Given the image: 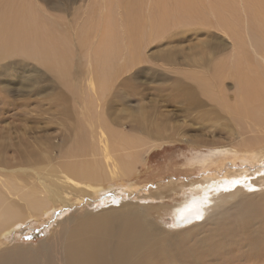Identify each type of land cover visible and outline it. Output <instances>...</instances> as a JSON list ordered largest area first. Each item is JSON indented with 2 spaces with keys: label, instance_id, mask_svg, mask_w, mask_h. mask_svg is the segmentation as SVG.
<instances>
[{
  "label": "rangeland",
  "instance_id": "1",
  "mask_svg": "<svg viewBox=\"0 0 264 264\" xmlns=\"http://www.w3.org/2000/svg\"><path fill=\"white\" fill-rule=\"evenodd\" d=\"M186 1L23 0L24 8L39 7V16L48 21L47 34L66 44L69 68L61 77L20 53L0 59V190L5 191L9 180L15 182L12 171L27 187L39 188V177L50 169H55L50 177L60 181L64 163L93 159L90 153L72 156L69 149L79 141L104 144L107 128L136 140L133 152L139 161L125 176L92 184L96 195L92 190L82 193L85 182L74 190L61 189L66 199L53 204L51 217L13 226L14 234L3 244L37 245L57 220L122 200L136 204L140 220L159 227L173 251H184L204 236L177 233L200 221L179 223L174 206L192 183L203 185L204 176L221 178L229 167L230 173L241 169L239 159V166H231V156L216 150L241 147L245 140L264 142V114L256 106L248 108L238 90V77L254 74L264 94V23L236 0H227L229 7L217 13L211 9L214 0ZM257 1L263 9L264 0ZM3 5L1 19L23 18L20 12L3 11ZM163 9L165 22L159 26ZM104 19H109L106 25ZM106 38L118 39L113 45H119V52L104 64V55L95 50L101 40L108 44ZM31 41L39 45V38ZM98 156L99 150L96 160ZM206 158L208 167H202L198 161ZM26 229L37 236L24 238ZM160 242L156 234L149 237L150 261L158 259ZM249 264L256 263L251 259Z\"/></svg>",
  "mask_w": 264,
  "mask_h": 264
},
{
  "label": "bare ground",
  "instance_id": "2",
  "mask_svg": "<svg viewBox=\"0 0 264 264\" xmlns=\"http://www.w3.org/2000/svg\"><path fill=\"white\" fill-rule=\"evenodd\" d=\"M22 3L23 0L0 2L4 4L3 11L11 12V15L20 12V17H23L0 18V55L2 54L0 59L20 53L35 58L55 70L61 77H65L69 68L64 49L66 44H60L56 37L47 34L48 21L39 16L38 24L34 17L35 9L24 8ZM158 4L161 5V1H158ZM187 4L190 6L189 3ZM210 4L213 5L211 9L214 13L229 7L227 0H214ZM235 4H238L243 11L252 9L251 14L258 16L264 23V8L260 9L257 0H236ZM182 7L184 8V4ZM27 11L32 13V16L26 17L24 13ZM159 17L160 26L165 22V9L160 12ZM104 20L103 25H106L107 19ZM219 24H222L223 28L227 27L224 18H219ZM38 38L39 45L33 41L27 42ZM106 40L108 44L101 40L95 50L98 55H104V64L114 52L115 54L119 52V45H113L117 43V38L116 40L106 38ZM240 57L239 52H236V58L240 59ZM99 78L103 84L104 76ZM238 82L239 94L242 95L240 97L244 104L251 109L256 106L264 114L261 79L254 74L241 75L238 77ZM137 146L138 143L134 138L107 128V139L104 144L99 139L95 144L79 141L69 149L72 156H89L90 153L93 159L64 163L61 166L60 181H54L53 176L50 177V174L55 175V169H50L45 170L48 174L46 177H39V188L34 185L27 187L26 184L17 181L19 179L15 177L16 172L12 171L10 176L15 182L7 181L5 191L0 190V264H132L138 260L144 261V264H249L251 259L256 264H264V170L254 169L264 165V142L259 140L255 142L245 140L241 147L231 146L216 150L217 154L231 156L232 161L228 162L231 166L233 164L239 166L235 164V160L239 159L241 169L237 168L230 173L228 171L233 167H229L221 178L218 174L204 176L207 178L202 180L203 185L192 183L182 200L174 206V215L179 223L200 221L198 225L177 233L204 234L200 241L184 251H173L169 248L171 243L169 237L161 233L153 222L147 219L141 221L136 204L124 200L104 208L98 207L95 212L83 216L78 215V217L73 214L57 220L51 234L37 245L8 247L3 244V241H8L14 234L13 226L19 227L29 222L31 218L35 223L47 220L53 212V204L66 199L67 192L62 193L61 189L74 190L85 182L87 185L82 188V193L86 194V190H92L96 195L98 194L96 185L92 184H98L103 178L125 176L139 161L137 153L133 152ZM97 150L101 153V157L98 156L99 160L95 157ZM198 162L202 167H208V158ZM218 171L216 170V173ZM251 176L257 177L250 178ZM249 180H252L251 184L246 185ZM260 188L263 190L259 191ZM29 230L23 231L24 238L37 236L36 232ZM153 234L159 237L161 248L158 259L150 261L149 237Z\"/></svg>",
  "mask_w": 264,
  "mask_h": 264
},
{
  "label": "crops",
  "instance_id": "3",
  "mask_svg": "<svg viewBox=\"0 0 264 264\" xmlns=\"http://www.w3.org/2000/svg\"><path fill=\"white\" fill-rule=\"evenodd\" d=\"M39 7L36 5V10L34 11V14H35V18H36V22L39 24ZM32 15V13H31Z\"/></svg>",
  "mask_w": 264,
  "mask_h": 264
},
{
  "label": "snow or ice",
  "instance_id": "4",
  "mask_svg": "<svg viewBox=\"0 0 264 264\" xmlns=\"http://www.w3.org/2000/svg\"><path fill=\"white\" fill-rule=\"evenodd\" d=\"M234 183H236V182L234 181Z\"/></svg>",
  "mask_w": 264,
  "mask_h": 264
}]
</instances>
